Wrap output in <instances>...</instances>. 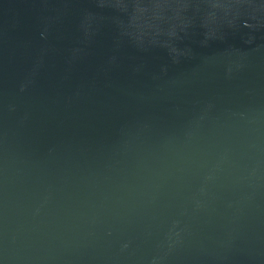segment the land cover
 <instances>
[{
    "label": "water",
    "instance_id": "water-1",
    "mask_svg": "<svg viewBox=\"0 0 264 264\" xmlns=\"http://www.w3.org/2000/svg\"><path fill=\"white\" fill-rule=\"evenodd\" d=\"M0 264H264V0H0Z\"/></svg>",
    "mask_w": 264,
    "mask_h": 264
}]
</instances>
